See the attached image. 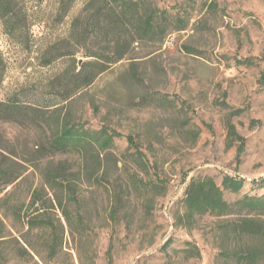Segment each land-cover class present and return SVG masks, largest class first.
<instances>
[{
	"label": "rangeland",
	"instance_id": "rangeland-1",
	"mask_svg": "<svg viewBox=\"0 0 264 264\" xmlns=\"http://www.w3.org/2000/svg\"><path fill=\"white\" fill-rule=\"evenodd\" d=\"M60 1L27 2L30 12L40 11L28 24V49L9 39L0 25L6 65L0 99L16 96L36 105L53 99L69 125L106 128L119 137L86 163L77 155L50 153L37 127L0 122V166L23 173L0 197L10 206L23 204V212L31 214L26 210L30 194L41 191L53 205L46 219L56 226L55 234L48 228L28 231L21 220L2 217L7 241L0 245V264H236L220 257L216 232L224 219L205 216L188 231L175 226L174 216L183 212L191 179L210 178L217 186L225 176L243 180L239 193L223 192L229 203L244 195L264 196V186L252 183L264 179V0H147L170 19L166 37L124 43L122 60L81 97L57 81L73 66L61 59L42 67L46 52L67 50L77 65L86 61L64 38L70 17L55 19ZM89 1L77 0L76 9ZM178 19L183 27L173 23ZM103 48L113 50L94 46ZM68 93L72 98L63 102ZM222 104L240 114L230 117ZM229 121L242 138L241 149L239 141H228ZM128 138L141 153L140 162ZM82 166H90L88 172ZM133 166H147V176H139L156 187L143 198L124 199L114 219L110 193ZM56 168L63 186H76L78 204L62 198L70 224L45 185L47 173ZM187 242L199 250V258L183 257ZM258 264H264V256Z\"/></svg>",
	"mask_w": 264,
	"mask_h": 264
},
{
	"label": "trees",
	"instance_id": "trees-1",
	"mask_svg": "<svg viewBox=\"0 0 264 264\" xmlns=\"http://www.w3.org/2000/svg\"><path fill=\"white\" fill-rule=\"evenodd\" d=\"M30 1L41 3V0H0L2 31L23 49H28L29 21L33 16L39 17L40 13L39 10L35 13L30 12L31 9L28 8L27 3ZM76 2L77 0H61L55 12V19L62 20L70 17L64 38L66 42L74 43L77 53H80L86 61L78 66L73 60L74 52L65 50L63 54L57 55L46 52L42 55L44 59L42 67H50L61 59L73 66V69L67 68L57 81L64 86L70 85L72 89L70 93L80 94V97L99 75L122 60L125 52L121 49L124 43L162 42L172 25L168 16L152 8L147 0H103L97 1V4L96 0H91L79 9H76ZM172 21L177 27H183L182 20ZM58 42L52 45L55 46ZM97 43L104 44L108 48L113 46L112 52H109L107 48L94 50ZM5 72V61L0 52V91ZM71 94H66L63 102L72 98ZM59 103L53 99L42 98L40 105L39 103L36 105L31 102L24 103L16 96H6L4 100L0 99V122L37 127L44 132L45 147L50 153L77 155L86 163L98 157L100 151L108 150L113 146L114 139L119 135L106 128L94 131L83 126L69 125L65 118L60 119ZM222 106L229 110L230 117L240 114V110H230L226 104ZM226 130L228 141L231 144L239 141V149H241L242 138L237 136L235 127L230 121L227 122ZM128 142L135 149L133 158L140 162L141 153L135 142L132 138H128ZM88 167L90 166H82L86 172ZM133 168L132 172H124L121 184H116V188L114 187L110 193L111 215L114 219L122 212L121 205L124 199L143 198L156 187L153 181L139 176H147V166H133ZM59 171L60 169L56 168L47 173L45 185L54 192L53 201L65 221L70 224L71 218L67 208L62 205V198L66 196L68 201L74 204H78L79 200L75 184L63 186L59 179ZM22 175V172L16 174L10 167L0 166V196ZM252 183H259L258 187L261 188L264 186V179ZM243 185V180L229 176L222 179L220 186H217L210 178L191 179L184 191L183 212L181 214L178 212L174 216V223L176 227L190 231L196 227L197 220L205 216L224 219L217 225L216 232V239L222 245L220 257L226 262L236 264H258L264 256V196L244 195L234 203L227 202L223 196L225 191L232 194L239 193ZM9 203L7 197H0V211L3 215L0 216V245L7 241L2 217L21 220L28 231L48 228L53 234L56 233V226L46 219L48 206L53 207L52 201L46 199L41 191L34 190L30 194L26 210H31V214L23 212V204L16 207L10 206ZM185 245L187 248L182 253L186 260L200 257L199 250L195 246L188 242ZM53 247L55 249L56 245Z\"/></svg>",
	"mask_w": 264,
	"mask_h": 264
},
{
	"label": "water",
	"instance_id": "water-1",
	"mask_svg": "<svg viewBox=\"0 0 264 264\" xmlns=\"http://www.w3.org/2000/svg\"><path fill=\"white\" fill-rule=\"evenodd\" d=\"M80 64H81V60L78 61V66H80Z\"/></svg>",
	"mask_w": 264,
	"mask_h": 264
}]
</instances>
